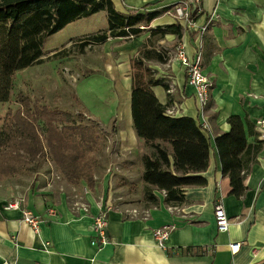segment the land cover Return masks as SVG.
I'll return each mask as SVG.
<instances>
[{
    "label": "crops",
    "instance_id": "1",
    "mask_svg": "<svg viewBox=\"0 0 264 264\" xmlns=\"http://www.w3.org/2000/svg\"><path fill=\"white\" fill-rule=\"evenodd\" d=\"M111 1L122 13L168 8L150 27L179 23L171 14L178 0ZM201 6L196 25L208 23L207 30L200 36L196 29H183L180 42L188 57L200 52L202 72L211 82L202 114L183 66L173 57L175 35L166 34L153 42L156 50H170V58L150 67L168 86L158 84L151 89L161 104H170L171 115L192 117L205 125L207 165L185 173L200 177L203 183L184 187L183 200L177 206L165 205L163 191L154 189L158 203L132 215L135 209L110 207L107 174L97 180L93 191L83 183L72 185L58 177L36 176L19 208L8 204L20 198L0 197V264H264V140L255 128L256 120L264 118V0H202ZM148 37L145 31L128 41L108 38L97 44L111 47L119 59L111 70L119 96L111 150L117 163L113 175L119 180L133 175L132 168H139L141 156L149 152L132 124L129 64ZM230 116H238L243 124L250 147L244 159L252 161L239 197L231 193L229 178L222 175L215 146V138L229 131ZM170 170L174 173L172 166ZM77 189L84 190L75 195L80 199L76 206L77 200L70 204L69 197ZM216 204L222 205L229 218L223 232L216 227ZM48 207L57 214L48 216ZM23 208L40 216L38 233L22 221ZM101 211L106 214L108 241L98 248L91 243L92 222ZM159 227L169 230L163 248L153 238ZM236 243L238 249L231 250L229 245Z\"/></svg>",
    "mask_w": 264,
    "mask_h": 264
},
{
    "label": "trees",
    "instance_id": "2",
    "mask_svg": "<svg viewBox=\"0 0 264 264\" xmlns=\"http://www.w3.org/2000/svg\"><path fill=\"white\" fill-rule=\"evenodd\" d=\"M167 9L122 13L114 8L111 0H0V104L9 101L13 75L17 71L44 62V40L77 19L103 11L107 20L105 30L75 42L78 53L102 44L108 38L128 41L149 32L147 42L129 61L132 124L137 137L149 149L141 156L145 185L142 198L146 208L158 203L154 189L163 191L165 205H179L184 187L203 183L200 177L185 173L204 169L208 159L209 138L202 123L192 117L168 114L170 104H161L151 89L158 84L168 89L163 80L156 78V70L150 64H164L170 58V50L162 47L156 50L153 42L166 34H173L177 43L184 31L179 23L150 27L151 21ZM65 53L66 48H63L53 55L58 57ZM18 102L26 105L23 96ZM24 116L27 119L18 116L14 122L0 125V153L6 149L10 155H18L28 163L36 164L47 148L66 182L72 185L83 183L95 190L98 181L94 178L93 158L89 154L98 145L99 136L93 127L82 123L85 121L83 115L58 108H37L33 116L27 110ZM227 122L230 129L215 138V146L222 175L229 178L231 193L239 197L245 189L244 175L252 163H249L250 159H244L250 147L240 118L230 116ZM35 126L44 133V141ZM12 171V167L0 164V180Z\"/></svg>",
    "mask_w": 264,
    "mask_h": 264
},
{
    "label": "rangeland",
    "instance_id": "3",
    "mask_svg": "<svg viewBox=\"0 0 264 264\" xmlns=\"http://www.w3.org/2000/svg\"><path fill=\"white\" fill-rule=\"evenodd\" d=\"M106 28L105 12L100 11L77 19L48 36L42 47L44 62L19 70L13 75L10 99L0 104V125L14 122L18 116L26 118V110L33 116L37 108H58L74 114L81 113L85 118L82 123L93 127L99 136L98 145L89 156L93 158L92 167L96 179L101 180L103 174L109 176L107 196L110 207L135 209L131 214L140 215L144 208L142 196L145 186L142 181L141 160L140 167L132 168L133 175L128 174L127 180H119L113 175L114 165L117 163L111 150L114 144V122L119 111V96L111 80V70L113 65L119 63V59L108 46L104 48L102 45H92L83 53H78L75 45L79 38ZM63 48H66L64 56L53 55ZM22 96L26 100L25 106L18 102ZM40 126L43 124L40 123ZM35 127L44 141V133ZM7 152L4 149L0 153V164L12 167L13 171L0 180V197L23 200L36 176L47 175L63 179L47 148L36 164ZM81 190L69 192L72 194L69 197L70 204L73 200H77L74 205L80 204V199L75 195H79ZM74 205L72 204L73 207Z\"/></svg>",
    "mask_w": 264,
    "mask_h": 264
},
{
    "label": "built area",
    "instance_id": "4",
    "mask_svg": "<svg viewBox=\"0 0 264 264\" xmlns=\"http://www.w3.org/2000/svg\"><path fill=\"white\" fill-rule=\"evenodd\" d=\"M202 0H178V2L172 7L171 14L173 18L178 21L185 30L196 29V31L201 36L204 31L207 30L208 23L197 26V20L194 19L196 16L202 14ZM173 57L180 62L183 66L187 83L190 85L194 91L195 98L197 99L199 112L202 114L205 106L208 103L209 93L211 88V82L209 78L202 72L201 66V55L200 52H195L193 57H188L184 47L180 40L176 43L173 50ZM167 113L171 115L170 108ZM203 127L205 125L202 123ZM255 128L258 132L259 137L264 140V118H260L255 122ZM22 199L8 204L9 208H19ZM46 214L48 216H55L57 214L53 207H48L46 209ZM214 216L216 227L218 231H226L229 224V218L227 217L221 204H216L214 208ZM22 221L30 226L34 233L39 232L40 216L32 213L30 210L25 208L22 209ZM106 214L101 211L99 214L93 217L92 230L93 238L91 243L96 245L98 248L103 247L107 244V234H106ZM169 230L166 227H159L153 231V238L159 247L165 246V240L168 238ZM231 250H237L239 244H230ZM7 264V263H3Z\"/></svg>",
    "mask_w": 264,
    "mask_h": 264
}]
</instances>
